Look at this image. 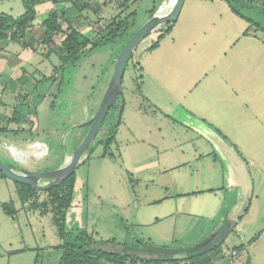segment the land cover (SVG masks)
Wrapping results in <instances>:
<instances>
[{
    "label": "rangeland",
    "instance_id": "rangeland-1",
    "mask_svg": "<svg viewBox=\"0 0 264 264\" xmlns=\"http://www.w3.org/2000/svg\"><path fill=\"white\" fill-rule=\"evenodd\" d=\"M84 1L90 4V7L78 13L70 1L54 3L52 0H37L34 5L36 27L40 28V21L48 11L55 9L60 15L61 9H64L67 18L71 22L79 23L80 30L93 39L97 33L105 35L109 32V19L126 15V34L86 51L74 65L65 67L62 77L52 69L53 64H59L55 55L52 54L46 59L19 44H10L5 48L4 51L11 54L5 55V59L11 57L14 61L13 56L22 51L27 53L29 58L25 71L18 69L14 75L15 79L20 78L18 90L12 93L6 89L2 100L7 103L5 106L0 105V112L11 119L13 110L23 103V100L31 108L25 117L26 120L19 124L9 123L8 127L14 131L0 133V158L7 165L35 166L45 170L55 169L63 164L65 149L72 154V148L77 147L89 128L88 125L76 127L71 125L70 121L68 123V113L71 112L73 121L87 112V109L90 117L93 115L113 72L112 59L117 56L127 39L126 36L148 20L152 8L156 7L157 12L168 0L162 3L160 0H152L151 3L148 0ZM94 1L98 2V6H94ZM184 2L176 28L168 33L164 29L150 33L134 50L132 59H135L138 66L133 65L131 60L128 62L123 74L122 91L116 101V104L120 103L125 107L120 117L119 112L110 110L89 147L84 167H77L76 175L79 180L77 187L74 182L71 205L74 210L81 209L80 228L92 232L97 239L111 238L116 243L125 242L131 251L141 250L139 257L149 256L142 251L151 254L157 252L163 256L167 254L165 243H162L165 241L164 231L168 232L166 228L171 227V224L168 219L161 217L165 212L162 204L148 202L164 196V187L170 183L169 169L166 167L173 168L176 184L178 179L181 181L183 176L191 177V174L201 176L198 181L200 186H211L218 182L219 186L221 185L220 194L224 193L221 189L225 191V188L232 185L234 191L228 194L231 199L238 198L237 203H245L244 208L249 207L243 217L246 223L241 226L239 217L236 218V224L229 227L227 238L221 245L219 243L223 251L220 250L217 255L227 257L221 264H232L233 261L228 255L236 250L234 246L242 244L244 248L239 259L241 264H264V124L249 123L246 116L240 115L246 92L237 91L240 82V85L244 86L243 90L249 91L248 84L244 82L248 81V76L245 79L242 77L245 73L252 75L255 81L252 85L259 94L264 91V81H259L260 76L255 74L258 69L254 65L250 66V60L235 62L238 57L226 52L228 36L232 34L233 27L231 23L223 22L218 28L222 20L220 18L215 20L214 25H210L208 20L214 16V12L209 11L198 18L197 26L204 29L199 37H193L192 31L182 37L179 33L189 21V16H186L193 8L194 13L204 6V2L200 0ZM125 4L128 7L121 8V5ZM236 5L240 6L239 3ZM197 6L198 9L195 8ZM259 6L261 7L260 4ZM240 8L264 27V11L260 12V16L258 13L247 11L245 7ZM132 10L136 11L135 16H129ZM0 12L18 17L24 12L23 0H0ZM252 29L255 31L254 26ZM177 35H180V39H177ZM257 37L264 40V30H258ZM185 40L189 44L192 41L202 42L195 56L191 53L192 46L186 50L183 45ZM156 41L152 50L150 47ZM209 43L214 47L208 51L209 56L205 55L202 59L198 56L200 47ZM0 45V48H4L3 43ZM252 45L255 47V43ZM225 53L227 54L224 55ZM195 57L199 59L196 64ZM256 58L254 57L253 64L256 63ZM5 71L9 72L10 69ZM139 73L141 76H138ZM158 73H161L160 80L156 76ZM242 73L244 74L241 75ZM49 75L56 76V79L50 80L45 89L41 84L47 86V82L38 81L41 77ZM4 81L0 76L2 85L6 83ZM160 81L170 86L169 94L163 90ZM195 82H198L197 86H194ZM36 83L39 84L36 85L39 90L31 93ZM178 92H181L180 95L187 94L185 104L188 107L189 102L198 105L193 114L190 113L191 108H183L175 99L172 100ZM237 92L242 94L238 97ZM2 94L3 92L0 95ZM67 97L70 101H67ZM191 97H194V101H190ZM250 101L254 108L261 105V101L251 94ZM156 105L166 114L156 110ZM32 108L34 113L36 110V115L33 114ZM197 116H204L207 122L202 124ZM55 122L59 124L55 125ZM113 131L114 139L105 148L103 141L108 139ZM20 137L27 138L29 145H35L36 141L44 142L47 149L41 156H36L31 152V148L26 150L23 142V149L27 152L16 151L17 157L12 153V149L20 147ZM149 144L154 145V148L148 147ZM43 147L35 146L34 149L39 152ZM214 176H217L216 181H213ZM6 179L8 178L0 177V264H8L10 247L29 245L35 249L38 247L36 250L42 254L38 264H41L42 260L43 264H55L61 251L54 247L60 243V239L52 214H39L37 210L22 206L17 191L11 186L13 182H9L12 180ZM202 197L200 199H203ZM3 203L13 207L15 217L4 211ZM70 208L66 213L72 215ZM238 208L243 209V206L235 207L236 210ZM222 209V205L218 210L216 208V211H219L216 218L225 217L226 210ZM157 216L159 217L156 218ZM71 218H65L64 225L66 229L74 225L70 230H75L78 228L77 221L74 217ZM139 220L145 222L144 225H138ZM196 221L197 234L200 236L199 232L202 233L208 228V221ZM25 225L32 226L34 233L31 234ZM215 233L217 231L212 232ZM172 235L170 233L169 238ZM149 238H152L153 242ZM104 248L118 249L111 243L104 245ZM193 249L195 248H189ZM48 250L50 252H47ZM211 250L214 249L210 248L207 252ZM178 257L180 258V255Z\"/></svg>",
    "mask_w": 264,
    "mask_h": 264
},
{
    "label": "crops",
    "instance_id": "crops-1",
    "mask_svg": "<svg viewBox=\"0 0 264 264\" xmlns=\"http://www.w3.org/2000/svg\"><path fill=\"white\" fill-rule=\"evenodd\" d=\"M151 1L152 0H148V2H150V3H151ZM160 1L162 3L165 0H160ZM200 1L204 2V4H203L204 6L199 7V9H198V6L195 7L196 9H198V11L194 12V13H193L194 8L191 10L190 14H188L186 16V17L189 16V21L187 23H185L186 25L183 24L185 26L183 27V31L179 34L183 37L185 35V33L192 31L193 37H196V36L199 37L198 35H201V33H202V31H204V29L201 26H197L198 25V18L202 17L203 15L208 13L209 11L214 12L215 13L214 16L210 17L208 20L209 21L208 23L210 25H214L215 20L217 18H220L222 20H221V22H219L218 28H219L220 24L223 22H227L229 24L231 23V25L233 27L232 34L229 33L230 35L229 34H228L229 36L227 35L228 36V46L226 48L228 50L226 52L229 54H232L233 57H235V56L238 57V58H235V60H234L235 62L240 61V60H245V59H248V61L250 60V66L254 65L258 69V72H256L255 74H256V76L257 75L260 76L259 81H261V80L264 81V40L257 37V31L258 30L253 31V29L251 27L247 33H244V31L246 29H248V27H249V22L243 18H240L234 11H232L230 6L224 1H222V0H211V1H209V3H207V1H205V0H200ZM168 2H169V0L164 3V6H162V8H161L162 11H167L169 9ZM148 10H150V9H148ZM181 11H182V9H181ZM181 11H180V13H181ZM154 13H156V12H154ZM179 15H178V17H179ZM244 15L246 17H248L249 19L258 22L257 20L253 19L251 16L247 15L246 13H244ZM178 17L175 20L172 28L168 32L172 31L173 28H176L177 23L180 21V19H179L180 17L179 18ZM148 18H150V15L148 16ZM185 20H187V19H185ZM261 26H263V25L261 24ZM168 32H166V33H168ZM180 35H177V39H180ZM190 35L191 34L189 33L188 36H190ZM188 36H186V37H188ZM0 43H3V47H4L0 51V76L5 80L4 82H6L3 85H2V83H0V94L3 92V94L0 95V100L2 102H4L2 99H4V97H5L4 93L6 92V89H9L13 93L18 88V84L20 83L19 82L20 78H19V80H18V78L15 79L16 77H14V75L17 74L18 69H20L22 71L23 69L26 68V66L28 65L27 63H28L29 57H28V55H26L27 53L24 54L22 51L21 53L13 56L14 61L11 59V57L5 59L4 56L7 55L8 53H6L4 50H6L5 48L8 47L12 43L8 44L6 40H0ZM201 43L202 42H200V41H192L189 44L186 41V42H184L183 45L185 46V48H187L186 50H189L188 48H190L192 46L191 53L194 54V56H195V52ZM252 43H255V47H253ZM0 46H2V45H0ZM213 47H214V45H212L211 43L204 44L203 46L200 47L201 51H200V54L198 56L202 57V59L205 55L209 56L208 51H211V49ZM153 49L154 48H152V50ZM227 53H225L224 55H226ZM252 53H254V54L252 55ZM10 55L11 54H8V56H10ZM254 57L255 58L258 57V58H256L257 61L255 64H253ZM15 59H16V61H15ZM196 59L194 61V64H196V61L199 60L198 58H196ZM9 60L11 62H9ZM191 60H193V59H191ZM248 68H249V66H248ZM7 69H10V71L9 72L5 71ZM1 72H4V73L2 74ZM243 74L244 73H242L241 75H243ZM159 75H161V73L160 74L158 73L156 76H157V79L160 80ZM251 76L247 75V73H245L242 76V77H244V79H245V77L248 78V81H244V82H246L248 84L249 91L243 90L244 86L240 85L241 82L239 83V86H237V88L239 87V89H237L238 92H242V91L246 92L245 102H243L244 106L242 107L243 109H241L240 115L246 116L249 123H252V124L255 123V124L263 125L264 124V91L261 92L260 94H259V92H255L257 90H256V88H254V85H252V82H255V81L253 80V77H251ZM10 78H12V79H10ZM151 78H152V80H154L153 76ZM49 83L50 82L47 81V86L44 84H41V85L45 86V89H46L48 87ZM52 83H54V82H52ZM160 83H161V81H160ZM197 83L198 82H195L194 86H197ZM163 84H165V83L162 81L161 86L163 87V90H166V92L169 94L170 93V86L165 84V87L169 88L167 90ZM36 85H39V84L36 83L33 85V89L31 90V93L39 90V89H36L37 88ZM245 89H247V88H245ZM238 92H237V96L239 97V95L242 93H238ZM180 93L181 92H178L172 98V100L175 99V101L177 103H179L183 108H187V109L191 108L192 111H190V113L193 114V112L196 111L195 107H198V105L189 102L190 106L188 107L185 104V102H186L185 98L187 97V94L183 93L180 95ZM250 94L253 95L256 98V100L261 101V105L259 108H254L253 103L250 101ZM202 97H203V95L201 96V98ZM201 98H200V100H201ZM67 99H68V97H67ZM67 101H70V99H68ZM190 101H194V97L193 98L191 97ZM4 103H7V102H4ZM123 107H125V106L123 105ZM155 108H156V110H159L164 115L166 114L164 112V110L161 109L158 105H156ZM34 114L36 115V110H35ZM89 117H90V115H89L88 109H87V112H84L81 117L76 119V121H73V119H71L72 118L71 112L68 113L66 119H67V122L70 121L71 125H74L77 127L79 124L85 122ZM197 117H199L198 120H200L202 122V124H205L207 122V120L204 116H201V117L197 116ZM63 122L64 121H62V123ZM58 124H59L58 122H55V125H58ZM202 130L203 131L201 134H203V132H204V129H202ZM20 138L21 139H19V142H18L20 147L15 149V150L12 149V153L17 157H18V153L16 151L27 152L28 149L31 148V152L33 153V155L41 156L43 154V152H45V149H47V146L45 145L44 142L36 141L35 145H32V144L29 145L27 138H25V139H23V137H20ZM32 139H34V138H32ZM23 142L25 143V147H26L27 151H25V149H23V146H22ZM42 145L44 147L41 148L39 152H36L34 147L35 146L41 147ZM147 146L148 147L151 146L154 148V145L152 146L149 144ZM75 147L72 148L73 151H74ZM64 153H65L64 159L71 156V153L67 152L66 149H65ZM87 159H88V152H85V154L82 158V161L78 165V167L81 165L84 167V163ZM18 167L29 169V170H38V171L43 170V169H37L35 166L25 167V166L19 165ZM167 168L169 169L168 174H170V183H168V185L166 184L164 187L165 188L164 196H161L159 199L150 201V202H148V204H153L154 202H158V204H162V208L165 212H164V214H161L162 215L161 217H164V219H168L169 223L171 224V227L166 228L168 230V232L164 231L165 232V237H164L165 241H163L162 243H165L164 247L167 248V253L169 255H171L173 259H179V260L186 259L187 252H188L190 247L195 248V249L200 247L202 250L209 249L212 246L210 244L211 243L214 244L215 241L220 243V245H221V243L227 238V235L230 231L229 227L235 223V220L237 217H241L240 221H239V225H241V226L245 225L244 223H246V221L243 217L247 214V210L249 207L244 208L245 203H237L238 198L237 199H231V195H228L234 191V188H232L234 186L229 184L230 186L225 188V191H222L223 189H221V192H224V193L220 194L219 190L221 188L220 187L221 185L219 186L218 182L212 184L211 186H206V185L200 186V184H198V181H199V178L201 176H198V175L193 176L191 174H190L191 177H184L183 176L181 178V181H179V179H178L177 184H176L175 180H174V175H173V168L172 167H166V169ZM49 169L50 168H45V170H49ZM208 178H210V175L208 176ZM216 179H217V176L216 177L214 176L213 181H216ZM6 180H10V179L8 178ZM78 180H79V178L76 175L75 187L78 186ZM9 182H13V183H11L12 184L11 186L16 190V186H15L14 181H9ZM80 182H82V181H80ZM81 184L82 183H80V185ZM202 196H207V197H202ZM201 197L203 199H200ZM239 200H241V199H239ZM221 205H222L223 209L225 208V210H226L225 217L218 219V218H216V216L219 214V211H216V208L218 210V207ZM237 206H240V207L243 206V209L238 208V210H236L235 207H237ZM230 208H231V210H230ZM69 211L72 212L71 214L73 216L66 213V219L71 220L72 219L71 217H74V220L77 221L76 223L78 225V228L82 227V222H80L81 209H75L74 210L72 205H71V208L69 209ZM13 217H15V216H13ZM158 217L159 216H157L156 218H158ZM196 219H198V220L203 219L204 221H208V224H207L208 228L206 230H203L202 233L199 232L200 236H199V234H197L198 228H196V226H198V223H197L198 221H196ZM143 223H145V222H142L140 220L137 221L138 225H144ZM25 226L31 234L34 233L32 226H30V227H28V225H25ZM73 227H74V225L68 226V228H70V229ZM193 229H196V230L193 231ZM188 231H190V232H188ZM214 231L215 232L217 231V233L212 234V232H214ZM170 233H172L173 235L174 234H177V235H174V237L172 235V237H173V239H172V237L169 238ZM158 237H160V236H158ZM149 240H151L153 242L152 238H149ZM168 241H170V242H168ZM36 249H39V248L37 247ZM36 249L30 245L29 246H23V247H17V248L10 247L9 251H8V258H7L8 264H38L39 257L42 256V254H40L39 250H36ZM220 250L223 251L221 249V247H220ZM47 252H50V250H48ZM241 252H242V250H239L238 256L232 262V264H241V261L239 260ZM178 255H180V258L178 257ZM216 256L212 260L213 264H221L223 262V260H225V258H227L226 256H225V258L223 256H221V254L216 255ZM57 257H58L57 259H59L60 255H58ZM0 259H1V256H0ZM248 263H249V261H248ZM41 264H43V260H42ZM161 264H170V263H161ZM181 264H183V263H181Z\"/></svg>",
    "mask_w": 264,
    "mask_h": 264
},
{
    "label": "trees",
    "instance_id": "trees-1",
    "mask_svg": "<svg viewBox=\"0 0 264 264\" xmlns=\"http://www.w3.org/2000/svg\"><path fill=\"white\" fill-rule=\"evenodd\" d=\"M59 1H70L71 5L78 13H81L83 9L90 7V4L84 0H52L54 3ZM222 1L226 2L232 11H234L240 18H243L250 23L248 29H246L244 33H247L252 26H254V30H264V27L261 26L259 22L246 17L240 8V6L245 7L247 11L261 15L260 12L264 11V0H260V3H255L254 1L256 0ZM36 2L37 0H23L24 12L18 17H13L10 14L0 12V40H6L8 44H19L22 48H29L33 53L41 54V56L46 59H49L52 54L55 55L59 64H53L52 69L54 72H58L61 77L65 67L74 65L86 51L91 50L98 45L124 37L126 34L128 20L126 15L121 18L118 16L117 18L109 19V24H107L109 32L105 35L97 33L93 39L86 36V34L80 30L79 23L71 22V20L67 18L64 9H61L62 13L60 15L55 9L48 11L47 15L41 19L40 28L38 29L36 27L37 23L34 10ZM236 3H239L240 6H237ZM93 4L94 6H98L97 1H94ZM125 6L128 7V5L125 4L121 5V8H125ZM155 10L156 7L152 8L149 11V15L152 16ZM132 14L135 16L136 11L132 10L129 12V16ZM174 22L175 21H171L166 24L163 28L164 31L168 32ZM131 34L132 33L128 34L126 38L128 39ZM156 43L157 41L152 44L150 48L156 46ZM87 46L89 47L86 49ZM2 49L3 48H0V51ZM134 50L128 62L131 60L133 65L138 66L137 62L134 61L135 59H132ZM115 59L116 57L112 59L113 66ZM139 68L141 69L140 65ZM22 71H25V69ZM138 76H141V73H139ZM54 79H56V76L50 75L48 77H42L38 82L43 83ZM0 105L5 106V103L0 100ZM30 109L31 108L28 107L23 100V103L17 105V108L13 110V117L11 119L6 118L4 113L0 112V133L14 131L13 128L11 129L8 127L9 123L12 122L19 124L23 122L26 120L25 117ZM32 109L34 114V108ZM111 109L119 112L120 117V113L123 111V105L120 103L115 104ZM3 121H5V123H2ZM114 135L115 133L113 131L108 139L103 141L105 148H107L110 142L114 139ZM100 142H102V140ZM89 147L86 152L90 149ZM0 177H4L1 172ZM75 178L76 171L60 183L42 191L35 190L33 187L23 183L14 182L22 206L31 210H37L39 214H52L57 235L60 239V243L54 247L61 251L56 264H212L213 258L220 252L218 244L213 247L214 250L208 252L201 248L188 250L187 257L183 260L173 259L168 253L162 256L160 253L155 252L151 254L148 251H142L149 254V256L143 258L138 256V253L141 252V250H138V252L131 251L130 247H128L125 242L116 243L115 240L111 238L105 240L97 239L93 236L92 232L83 228H77L75 230L66 229L64 222L66 211L71 207ZM2 207L7 214L12 217L14 216L15 210L11 205L3 203ZM240 218L241 217H239V219ZM108 243L116 245L118 249L109 250L104 248V245ZM243 248L244 245L242 244L234 246V249L238 251L243 250Z\"/></svg>",
    "mask_w": 264,
    "mask_h": 264
},
{
    "label": "water",
    "instance_id": "water-1",
    "mask_svg": "<svg viewBox=\"0 0 264 264\" xmlns=\"http://www.w3.org/2000/svg\"><path fill=\"white\" fill-rule=\"evenodd\" d=\"M185 0H175L174 4L167 11H162L161 8L154 13L148 20L137 28L126 40L120 48L113 67V72L109 78L106 89L101 97L99 105L93 115L85 122L78 126L88 125V131L77 147L74 149L70 157L64 159L62 165L55 169L49 170H29L21 167H12L7 165L0 158V172L14 182L23 183L33 187L35 190H47L50 187L60 183L73 172L76 171L78 165L87 148L92 144L100 130L105 118L107 117L111 108L116 104V99L122 91V79L127 65V62L133 50L147 37L150 33L163 29L166 24L175 21L182 9ZM2 140L0 139V146ZM215 241V240H214ZM219 243H211L210 248H213ZM209 248V249H210ZM208 250V249H204Z\"/></svg>",
    "mask_w": 264,
    "mask_h": 264
},
{
    "label": "built area",
    "instance_id": "built-area-1",
    "mask_svg": "<svg viewBox=\"0 0 264 264\" xmlns=\"http://www.w3.org/2000/svg\"><path fill=\"white\" fill-rule=\"evenodd\" d=\"M205 1H211V0H205ZM237 254H238L237 251L233 250V251L230 252L228 257H229L230 260L234 261L236 259V257H237Z\"/></svg>",
    "mask_w": 264,
    "mask_h": 264
},
{
    "label": "bare ground",
    "instance_id": "bare-ground-1",
    "mask_svg": "<svg viewBox=\"0 0 264 264\" xmlns=\"http://www.w3.org/2000/svg\"><path fill=\"white\" fill-rule=\"evenodd\" d=\"M174 1H175V0H169V2H168L169 9H170L171 6L174 4ZM166 8H167V7H166ZM169 9H168V10H169Z\"/></svg>",
    "mask_w": 264,
    "mask_h": 264
}]
</instances>
